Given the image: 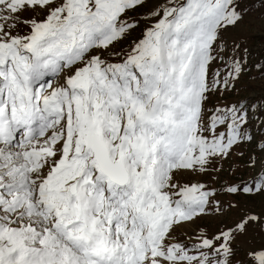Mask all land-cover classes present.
<instances>
[{
	"label": "snow or ice",
	"instance_id": "obj_1",
	"mask_svg": "<svg viewBox=\"0 0 264 264\" xmlns=\"http://www.w3.org/2000/svg\"><path fill=\"white\" fill-rule=\"evenodd\" d=\"M257 20L264 0H0V264H264Z\"/></svg>",
	"mask_w": 264,
	"mask_h": 264
},
{
	"label": "rangeland",
	"instance_id": "obj_2",
	"mask_svg": "<svg viewBox=\"0 0 264 264\" xmlns=\"http://www.w3.org/2000/svg\"><path fill=\"white\" fill-rule=\"evenodd\" d=\"M261 21L257 20L255 22V31H256V39L252 48V51L255 55L264 54V34L260 32ZM260 206V202L257 201V207Z\"/></svg>",
	"mask_w": 264,
	"mask_h": 264
}]
</instances>
